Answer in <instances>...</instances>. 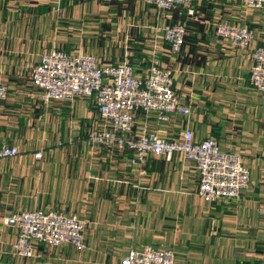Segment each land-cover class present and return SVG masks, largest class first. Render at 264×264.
<instances>
[{
	"label": "crops",
	"instance_id": "0c3cea01",
	"mask_svg": "<svg viewBox=\"0 0 264 264\" xmlns=\"http://www.w3.org/2000/svg\"><path fill=\"white\" fill-rule=\"evenodd\" d=\"M196 11L180 56L162 58L190 114L152 116L148 130L174 141L189 129L197 141L214 136L224 152L241 155L251 184L240 200L205 202L198 170L178 154L149 156L140 175L130 151L89 148L99 120L93 99L47 106L32 84L31 65L60 45L100 64H118L129 52L146 74L155 8L144 0H0V79L10 86L0 103V149L21 152L0 160V213L40 209L87 222L86 250L36 243V256L24 259L12 254L16 230L0 221V264H121L129 250L146 246L175 250L176 264H264V93L250 82L251 54L264 46V12H247L241 0H196ZM224 22L254 31L253 44L222 40L216 25ZM145 121L139 114L137 127Z\"/></svg>",
	"mask_w": 264,
	"mask_h": 264
},
{
	"label": "built area",
	"instance_id": "2783aa9c",
	"mask_svg": "<svg viewBox=\"0 0 264 264\" xmlns=\"http://www.w3.org/2000/svg\"><path fill=\"white\" fill-rule=\"evenodd\" d=\"M156 9L157 35L151 46L150 67L146 74L137 72L131 63V53L114 64L108 60L100 64L95 56L71 54L64 47L44 51L38 62L31 65L30 79L40 92V98L51 104L73 103L77 98L93 99L99 120L89 130L86 145L132 153L131 166L142 169L149 156L171 161L177 154L194 164L200 176L198 195L207 203L218 200H240L251 184L250 170L241 155L224 152L214 136L197 141L192 130L184 129L174 141L148 130L147 120L155 116L169 121L172 115H189L174 91V70L162 60L165 56L178 57L185 47L186 24L196 19V0H144ZM244 10L264 12V0H241ZM217 35L238 48H248L255 40V32L248 27L228 22L216 25ZM250 82L264 93V46L252 54ZM10 86L0 79V103L9 95ZM139 114L146 121L137 127ZM17 146H3L0 160L20 155ZM43 152L35 158L41 160ZM0 221L16 230L12 254L20 258L36 256V243L50 248L71 245L76 251L87 249V222L78 215L47 210H26L3 216ZM121 264H176V251L146 246L129 250Z\"/></svg>",
	"mask_w": 264,
	"mask_h": 264
},
{
	"label": "rangeland",
	"instance_id": "374dc122",
	"mask_svg": "<svg viewBox=\"0 0 264 264\" xmlns=\"http://www.w3.org/2000/svg\"><path fill=\"white\" fill-rule=\"evenodd\" d=\"M107 8L108 7H106V6H104V8H103V11L104 10H107ZM103 13V12H102ZM124 20V19H123ZM126 23L128 22L127 20H124ZM124 21L122 22V26L124 25ZM194 20H192V19H190V20H188L187 21V26H189L190 24H193V23H191V22H193ZM133 26H134V24H133ZM188 34L189 33H187L186 34V37L185 38H187L188 37ZM185 42H186V39H185ZM59 47H62V45H60ZM253 52H254V50H253ZM253 52H252V54H253ZM252 54H251V58H252ZM180 56V55H179ZM252 60V59H251ZM56 129L58 128V124L56 125V127H55Z\"/></svg>",
	"mask_w": 264,
	"mask_h": 264
},
{
	"label": "trees",
	"instance_id": "16d2710c",
	"mask_svg": "<svg viewBox=\"0 0 264 264\" xmlns=\"http://www.w3.org/2000/svg\"><path fill=\"white\" fill-rule=\"evenodd\" d=\"M186 28H187V33H188V26H187V24H186ZM189 38H186V40H188ZM185 44H186V42H185ZM184 44V45H185ZM186 46V45H185Z\"/></svg>",
	"mask_w": 264,
	"mask_h": 264
}]
</instances>
